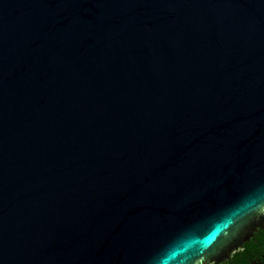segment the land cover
<instances>
[{"label":"water","instance_id":"1","mask_svg":"<svg viewBox=\"0 0 264 264\" xmlns=\"http://www.w3.org/2000/svg\"><path fill=\"white\" fill-rule=\"evenodd\" d=\"M175 243L264 264V0H0V264Z\"/></svg>","mask_w":264,"mask_h":264},{"label":"clouds","instance_id":"2","mask_svg":"<svg viewBox=\"0 0 264 264\" xmlns=\"http://www.w3.org/2000/svg\"><path fill=\"white\" fill-rule=\"evenodd\" d=\"M182 247V243H175L168 246L150 258L149 264H181L183 254L180 249Z\"/></svg>","mask_w":264,"mask_h":264},{"label":"flooded vegetation","instance_id":"3","mask_svg":"<svg viewBox=\"0 0 264 264\" xmlns=\"http://www.w3.org/2000/svg\"><path fill=\"white\" fill-rule=\"evenodd\" d=\"M241 251V248H238L237 250H235V251H233L231 254H230V256L228 257V259L230 260V261H232V257L235 255V253L236 252H240ZM220 264H228V261L227 260H224L222 263H220Z\"/></svg>","mask_w":264,"mask_h":264}]
</instances>
